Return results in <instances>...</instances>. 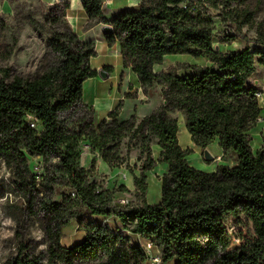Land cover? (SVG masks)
Here are the masks:
<instances>
[{
  "label": "trees",
  "instance_id": "1",
  "mask_svg": "<svg viewBox=\"0 0 264 264\" xmlns=\"http://www.w3.org/2000/svg\"><path fill=\"white\" fill-rule=\"evenodd\" d=\"M105 1L81 0L88 19L85 31L111 26L113 32L103 36L108 47L120 46L123 67L137 75L145 95L161 87L163 104L141 120L136 115L122 120L116 109L97 122L95 109L83 102L84 83L98 77L91 67L95 43L81 40L66 21L69 2L51 10V22L62 28L48 44L45 71L25 78L0 69V159L24 201L25 217L42 228L47 263L42 256H24L23 247L6 264H147L148 252L127 233L150 242L161 264H264V145L256 152L251 146V132L263 109L258 88L248 84L256 66L264 67V50L252 51L248 44L264 47V29L253 41L242 35L253 17L232 8L242 0H141L138 9L111 21L105 18ZM217 11L228 30L218 29ZM239 38L248 43L239 51L221 52L214 46L215 41L229 45ZM10 54L6 50L4 58ZM171 55L205 58L209 64H183L156 73L155 66ZM103 70L111 72V67ZM180 70L187 72L180 75ZM126 98L138 97L128 93ZM175 113L183 115L195 146L206 149L218 140L222 161L236 163L210 173L193 168L187 160L192 151L179 142ZM126 138L141 140L146 155L135 179L139 205L123 204V199L99 191L83 165L81 145L88 142L103 162L120 166ZM153 141L161 151L157 160ZM29 158H42L45 172L34 173ZM158 163L168 165V171L161 178V201L150 204L146 173ZM56 192L60 201L53 199ZM87 217L116 220L123 231ZM227 217L252 224L254 237L238 250L230 249ZM73 221L85 236L66 247L64 229Z\"/></svg>",
  "mask_w": 264,
  "mask_h": 264
},
{
  "label": "rangeland",
  "instance_id": "2",
  "mask_svg": "<svg viewBox=\"0 0 264 264\" xmlns=\"http://www.w3.org/2000/svg\"><path fill=\"white\" fill-rule=\"evenodd\" d=\"M63 1L66 2V0ZM70 1L73 6L79 3V0ZM110 1H105V11L110 7ZM59 3H53L50 0H0V69L9 68L12 75L25 78H35L45 71L50 60L48 44L53 32L62 28L61 25L57 26L51 22V17L55 15L51 13V10ZM236 7L253 14L250 23L241 29L242 35L253 41L259 31L264 29V0L233 2L232 8ZM128 9L136 10V5H130L129 0H119L112 10L106 11L105 18L111 21ZM220 13V11L214 12L215 21L219 30L226 31L228 28L221 25ZM30 21H36L37 26L31 25ZM66 21L75 30L74 22L68 17H66ZM105 26L108 25L101 24L92 31H88L87 34L90 37L84 41L95 43L97 56L91 59L93 70L99 72L104 69L100 67L103 65L111 66L113 69L110 72V77L105 80L98 76L97 80L92 78L84 83L83 102L95 109L97 122L107 118L108 114L116 109L120 112L122 120H127L132 115H136L141 120L163 104L161 87H153L149 95H145L143 91V95L135 93L137 86L140 85L137 75L131 69L123 67L122 57L114 47L108 52L107 43L97 41L104 36L103 28ZM247 44V40L239 38L229 45H219L215 41L214 46L221 52L229 53L242 50L247 47ZM248 46L252 51L264 50L263 46L252 42ZM6 50L11 52L7 59L4 58ZM183 64L208 65L209 62L205 58H194L189 55H171L165 58L163 65L155 66V72L160 73L178 68ZM256 68L257 71L248 84L258 88V93L261 94L258 99L263 107L264 67L257 65ZM186 72L180 70L179 74L184 75ZM128 93L135 94L138 98H126ZM121 102L122 104H120ZM173 117L178 120V138L181 147L192 151L187 157L190 165L203 172L216 171L217 167L221 166L216 160L218 153L222 151L219 144L214 142L207 150L213 160L206 161L204 158L206 149L194 145L183 115L175 113ZM38 129L42 131L41 124H38ZM257 142L258 140L255 142L252 140L251 143L255 152ZM151 148L153 158L157 160L161 152L160 147L153 141ZM81 153L83 165L90 172L89 179L97 185L99 191H108L115 199H123L128 204L139 205L142 203L137 196L135 187V179L141 176L146 159L141 140L129 141L126 138L122 141L120 153L124 161L120 166H111L103 162L102 154L90 148L88 142L81 145ZM29 163L34 173L45 172L42 158H29ZM235 163L233 159L223 161V164L227 166H232ZM166 172L167 165L158 163L152 171L146 173L148 183L146 200L148 203L158 204L161 201V178ZM56 189L58 188L56 187ZM53 199L60 201L61 196L56 192ZM24 209V201L14 192L11 185V174L0 159V264H6L14 259L23 247L24 256L28 255L30 258L42 256V262L47 263V242L42 228L39 223L25 217ZM91 220L105 223L114 229L119 226V229L123 231L121 224L116 220L86 218V221ZM225 228L230 234L231 250H238L245 241L254 237L252 224L245 219L238 221L233 217H227ZM127 235L133 244L141 245L148 252L150 260L147 264H161L159 251L150 242L132 233H127ZM84 236V230L79 227L77 221H73L64 229L62 245L71 247L80 243ZM168 264H176V261L173 260Z\"/></svg>",
  "mask_w": 264,
  "mask_h": 264
},
{
  "label": "crops",
  "instance_id": "3",
  "mask_svg": "<svg viewBox=\"0 0 264 264\" xmlns=\"http://www.w3.org/2000/svg\"><path fill=\"white\" fill-rule=\"evenodd\" d=\"M59 1H63V0H50V2H53V3H59ZM78 1V0H77ZM119 0H111L110 1V7H108V9H106V11H110L112 10V8H114L116 6V3L118 2ZM130 1V5L132 4H135L136 5V9L139 8L140 6V2L141 0H129ZM65 2V1H63ZM66 2H69L71 4V9H69L67 11V17L72 20L74 22V25H75V31L76 33L78 34V36L80 37L81 40H87L90 36L87 34L88 31H85V26L87 24V15L85 13V11L82 9V6H81V0H79V3H77L75 6H73L72 2L70 0H66ZM74 7V8H73ZM130 7V6H129ZM131 9V8H130ZM122 10V9H121ZM129 10V9H128ZM105 11V13H107ZM96 28V27H95ZM94 29V28H93ZM91 29V31L93 30ZM84 31V32H83ZM97 41H105L103 39V37ZM108 46V45H107ZM115 50L118 54H120V46L119 45H116L115 47ZM113 49V48H109L108 47V52ZM121 55V54H120ZM101 68H108V67H111V66H100ZM113 68L111 67V70ZM103 70V69H102ZM109 73V77H110V72ZM108 77V78H109ZM99 77H96V78H93L94 80L98 79ZM140 91V92H139ZM135 93H138V94H141L142 93V88L139 86H137L136 88V92ZM143 95V93H142ZM263 111H262V117H261V120L259 121L258 125L256 126V128H254L252 130V136H253V142H255L256 140H258L257 142V148H256V151L259 150L263 145H264V98H263V107H262ZM215 143H218V140L215 141ZM214 144V143H213ZM209 145L206 150H209L211 148V146L213 145ZM195 145V144H194ZM222 150V149H221ZM222 155H223V151H220L217 155V162L218 164H223V161H222ZM224 165V164H223ZM167 171H168V165H167Z\"/></svg>",
  "mask_w": 264,
  "mask_h": 264
},
{
  "label": "water",
  "instance_id": "4",
  "mask_svg": "<svg viewBox=\"0 0 264 264\" xmlns=\"http://www.w3.org/2000/svg\"><path fill=\"white\" fill-rule=\"evenodd\" d=\"M112 32H113L112 27L109 26V25L105 26L103 28V33L104 34H108V33H112ZM98 76L101 77V79L105 80V79H107L109 77V73L107 71L100 70L98 72ZM204 158L208 162L213 160V157L211 156V154L207 150H205V152H204Z\"/></svg>",
  "mask_w": 264,
  "mask_h": 264
},
{
  "label": "built area",
  "instance_id": "5",
  "mask_svg": "<svg viewBox=\"0 0 264 264\" xmlns=\"http://www.w3.org/2000/svg\"><path fill=\"white\" fill-rule=\"evenodd\" d=\"M260 96H261V94L260 93H257V97L259 98ZM30 126H31V128H36V126H37L36 121L35 120H31ZM121 202L123 204H127V202L125 200H122ZM228 235L230 236L229 231H228Z\"/></svg>",
  "mask_w": 264,
  "mask_h": 264
}]
</instances>
